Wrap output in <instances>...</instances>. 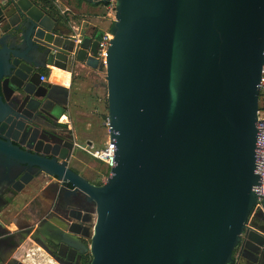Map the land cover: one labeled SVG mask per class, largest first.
<instances>
[{"label": "water", "instance_id": "95a60500", "mask_svg": "<svg viewBox=\"0 0 264 264\" xmlns=\"http://www.w3.org/2000/svg\"><path fill=\"white\" fill-rule=\"evenodd\" d=\"M45 6L0 0V160L38 167L93 204L91 264H235L243 237L256 257L249 264H261L264 232L251 220L264 0H116L106 68L102 34L83 31L76 48L77 32ZM77 65L105 75L116 154L100 187L67 167L75 143L53 146L40 135L47 115L39 119L35 104L69 97L42 83L40 70ZM42 234L82 257L70 240Z\"/></svg>", "mask_w": 264, "mask_h": 264}, {"label": "flooded vegetation", "instance_id": "af4514ba", "mask_svg": "<svg viewBox=\"0 0 264 264\" xmlns=\"http://www.w3.org/2000/svg\"><path fill=\"white\" fill-rule=\"evenodd\" d=\"M74 1L77 2V0L66 2L74 3ZM96 3L94 1V4ZM86 5L92 6L89 3ZM96 5L106 7L102 3ZM80 10L81 8L73 9L74 13ZM48 13H50L49 9ZM66 14L70 15L69 12ZM65 74L67 78H71L70 73ZM53 95V101H46L40 107L39 104H35L38 107L39 119L40 117L44 119L42 110L47 115V121L44 120L48 126L47 131L40 135L53 146L63 145L60 139L64 140L66 146L69 143H75L76 149L67 167L90 184L102 186L104 179L108 176V170L100 162L95 161L92 164L90 159L85 157L81 146L84 144L82 147H94V145L87 141H81L83 144H80L75 131L70 129L68 123H62L63 112L68 111L69 106H64L66 102H63L61 95L57 93ZM21 124L24 125V122ZM27 125L29 131H34L36 136L39 135L35 123H27ZM46 149L56 151L58 148L47 147ZM74 190L73 186L65 185L58 179L50 177L38 167L26 168L13 163L6 164L0 160V264H91L89 238L93 232L90 215L93 204L86 201L83 194H74ZM79 211L83 212V215H79L77 213ZM79 217L82 222L81 227L75 225ZM252 223L264 232L262 219L255 217ZM70 230L77 232L80 239L74 241L69 238ZM43 231H46L52 239L58 241L68 239L74 243L79 251H83L80 260L79 252L49 243L43 237ZM33 249L37 253L33 252ZM256 250L260 253L261 264H264V249ZM247 257L256 259L249 253L245 237H243L234 251L233 260L235 264H249Z\"/></svg>", "mask_w": 264, "mask_h": 264}, {"label": "crops", "instance_id": "0c3cea01", "mask_svg": "<svg viewBox=\"0 0 264 264\" xmlns=\"http://www.w3.org/2000/svg\"><path fill=\"white\" fill-rule=\"evenodd\" d=\"M66 1L67 0H57V2L59 3L61 15L63 17H66V19H63V20H61L60 17H59L60 20L58 19V21H60V25H61L62 28H65V27H67V25H69L71 28H73L77 32V34H76L77 36H80V35L82 36L83 31H84L85 34L91 35V36L95 35L97 32H99L102 35L105 32H109V28H110V25L113 22V20L104 21V19H106V18H104L103 21H101L102 20V18H101L102 15L100 14L101 12H99V11L102 8V6L98 7L96 5L98 3L93 4L92 6L88 7V5H86L85 1H83L84 2V4L82 3L83 5L79 4L78 0H77V2L74 1V3L73 2L68 3ZM80 8H81L80 11H76L74 13L73 9L79 10ZM68 12L70 13V15L66 14ZM106 24H107V26H106ZM85 68H87V67H84V65H77V67L75 69H70L69 70L70 72H68V73L71 74V72H72V79L70 78V83H71V86H72L71 88L67 87V86H65V85H63L61 83H56V82L52 83V85H54V86H58V87H61V88L68 89L69 97H68L67 100H65L63 98V96L61 94H59L63 98V102H66L64 104L66 107L67 106L70 107V103H71V100H72L71 93H72L73 87L75 85V81H76L75 79H76V77H79L78 75H80V74L83 75L84 77H87L88 79H90L92 81H96V82H93L94 83V86H93L94 89L95 88H99V87L106 89L105 88V84L106 83L104 81H101V80L104 79L103 77H105V75L103 74L104 76L102 75V76H99V77H94L92 70L90 72H88V74L82 70V69H85ZM53 69H55V68L48 66L47 68H42L40 71H41V73L43 75H47V74L49 75L51 73V76H52ZM57 69H59V68H57ZM64 72H67V71H64ZM79 81H80V85L79 86H81V85L87 86V82L85 80H83L82 78ZM83 81H85V82H83ZM44 84H48V83H44ZM106 93H107V91H106ZM83 96H84L83 97L84 100H82L80 102L81 106H84L85 102H86L88 104V106H92V107L98 106L99 107V108L97 107L95 109H92L93 111L96 110L95 111L96 113L94 114V117H92L91 119H89V118L87 119L86 118L87 120L85 119L84 121L83 120L80 121V123L82 125H84L82 127V129H80L82 131V133H84V135H86L88 137L90 136V138H93L95 135H97L95 131H92L93 123L95 125L99 126V128H101L100 125H101V123H104V121H105L104 120V116L105 115L103 114V112H101L102 111L101 110L102 106L100 104L96 103L97 100H98V98L96 96H88V94H86V93H84ZM96 104H98V105H96ZM68 110H69V108H68ZM63 113H64V116H63V118L61 120L62 123H68L70 129L74 130V127L72 126V123H71V119L72 118L69 117L68 111L63 112ZM83 113L86 116L88 111L85 110ZM92 113L93 112H91V115H92ZM74 131H75L76 136H79V134H78L79 130L78 131L74 130ZM90 138L87 140V142H91L94 145V141L91 140ZM79 143L83 144L82 142H79ZM94 147H95V145H94ZM95 148H97V147H95ZM83 153L85 155H87L84 151H83ZM87 156L90 157L89 155H87ZM51 223L56 225V223H54L53 221H51Z\"/></svg>", "mask_w": 264, "mask_h": 264}, {"label": "built area", "instance_id": "2783aa9c", "mask_svg": "<svg viewBox=\"0 0 264 264\" xmlns=\"http://www.w3.org/2000/svg\"><path fill=\"white\" fill-rule=\"evenodd\" d=\"M115 6L116 0H110L106 7L110 11L108 14L109 17L115 20ZM75 39L76 48L82 42V36H77ZM113 36L109 32H105L100 40L99 43V51H98V60L100 64L106 68L107 67V57H108V50L111 46V41ZM67 72H70L67 70ZM93 73L97 76L103 75L99 71H93ZM71 79H72V72H71ZM42 83L52 84L54 81L52 80L51 73L49 75H43L41 77ZM66 86V85H65ZM71 83L69 86L70 87ZM259 111H258V122H257V143H256V174L259 175L260 181L259 185L254 187V192L258 196V203L255 207V211L252 216V220L255 219L257 215L264 214V65L262 68V75L261 81L259 85ZM105 127L106 132L108 135V141L103 148H95V147H82L81 149L93 159L99 161L104 165V167L108 170H111L112 167L115 166V154H116V143L111 141L110 134H111V127L109 118L105 120ZM251 220V221H252Z\"/></svg>", "mask_w": 264, "mask_h": 264}, {"label": "rangeland", "instance_id": "374dc122", "mask_svg": "<svg viewBox=\"0 0 264 264\" xmlns=\"http://www.w3.org/2000/svg\"><path fill=\"white\" fill-rule=\"evenodd\" d=\"M99 12H101L100 14L102 15V17H101L102 20L101 21H103L104 18H106V19H104V21H111V20L114 21V19H112V17L108 16L110 11L108 10L107 7H102ZM106 26H107V24H106ZM82 70L84 72H86L87 74H88V72L91 71L89 68H85V69H82ZM78 76L79 77H76V79H75L76 80L75 81V85H74L73 91L71 93L72 100H71V103H70V107H69L68 113H69V117L72 118L71 119V123H72V126L74 127V130H76V131L79 130V133H78L79 136L78 137H79L80 142H81V141H87L90 138V136L88 137V136L84 135V133H82V131L80 129H82V127L84 125H82L80 123V121L81 120L84 121L86 118L87 119L88 118L91 119L92 117H94V114L96 113L95 112L96 110L93 111L92 109H95V108L98 107V106H96V107L88 106V104L86 102H85L84 106H81L80 102L82 100H84L83 94L86 93V94H88V96H96L98 98L96 103H98V104H100L102 106V109H101L102 111L101 112H103V114L107 115V116H108V102H107L106 89L101 88V87L94 89V87H93L94 83L93 82H96V81H92V80L88 79L87 77H84L81 74L78 75ZM93 76L94 77H99V76L95 75L94 73H93ZM100 76H102V75H100ZM81 78L87 82V86H85V85L79 86L80 85V81L79 80ZM103 78H102L103 80H101V81H104L106 83L105 77H103ZM85 81H83V82H85ZM71 87L72 86H70V88ZM98 104H96V105H98ZM84 109L88 111L86 116L83 113L85 111ZM91 112H93L92 115H91ZM96 126L97 125H95L93 123L92 131H95L97 135H95L93 138H90V139L94 141L95 147L103 148L105 146L106 142L108 141V135H107V132H106V127H105V121H104V123H101V125H100L101 128H99V126H97V127ZM86 156L87 155H85V157ZM87 158L90 159L92 164L95 163V161H96L95 159H92L91 157L87 156ZM106 179L107 178H105L104 180H106ZM33 252L37 253V251L35 249H33Z\"/></svg>", "mask_w": 264, "mask_h": 264}, {"label": "trees", "instance_id": "16d2710c", "mask_svg": "<svg viewBox=\"0 0 264 264\" xmlns=\"http://www.w3.org/2000/svg\"><path fill=\"white\" fill-rule=\"evenodd\" d=\"M56 0H44V3H45V7L46 8H48L49 10H50V15L52 16V17H55V16H57L58 18L60 17V19L61 20H63V19H66V17H63L62 15H61V11L57 8V6H56ZM78 3L79 4H82L83 3V0H78ZM59 19V20H60ZM48 75V74H47ZM107 115H105L104 116V120H106L107 119Z\"/></svg>", "mask_w": 264, "mask_h": 264}, {"label": "bare ground", "instance_id": "6f19581e", "mask_svg": "<svg viewBox=\"0 0 264 264\" xmlns=\"http://www.w3.org/2000/svg\"><path fill=\"white\" fill-rule=\"evenodd\" d=\"M66 72L60 69H53L52 73V80L56 83H61L63 85L69 86L70 85V78L66 76Z\"/></svg>", "mask_w": 264, "mask_h": 264}]
</instances>
